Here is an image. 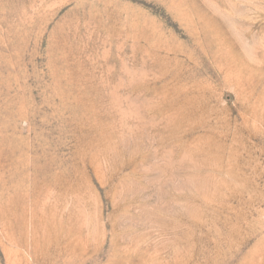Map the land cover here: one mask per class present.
<instances>
[{
	"label": "rangeland",
	"instance_id": "rangeland-1",
	"mask_svg": "<svg viewBox=\"0 0 264 264\" xmlns=\"http://www.w3.org/2000/svg\"><path fill=\"white\" fill-rule=\"evenodd\" d=\"M0 264H264V0H0Z\"/></svg>",
	"mask_w": 264,
	"mask_h": 264
}]
</instances>
